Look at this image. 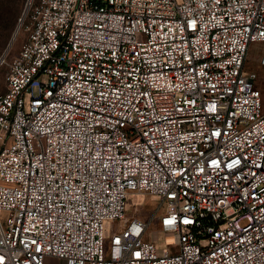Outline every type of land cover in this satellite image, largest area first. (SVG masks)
I'll return each instance as SVG.
<instances>
[{"label": "built area", "instance_id": "built-area-1", "mask_svg": "<svg viewBox=\"0 0 264 264\" xmlns=\"http://www.w3.org/2000/svg\"><path fill=\"white\" fill-rule=\"evenodd\" d=\"M21 29L0 264H264V0H26ZM130 195L159 203L127 217Z\"/></svg>", "mask_w": 264, "mask_h": 264}, {"label": "rangeland", "instance_id": "rangeland-1", "mask_svg": "<svg viewBox=\"0 0 264 264\" xmlns=\"http://www.w3.org/2000/svg\"><path fill=\"white\" fill-rule=\"evenodd\" d=\"M26 0H0V56L9 45L11 56L15 53L21 43L25 39V32L23 29L16 34L15 39L12 41L14 32L18 25L19 17L24 9ZM12 41V43H11ZM11 43V45H10ZM264 55V42L251 44L247 53L246 70L255 73V85L261 91L262 94V110L264 111V65L260 63L261 57ZM5 66H0V93L5 90ZM129 211L127 217L138 215L139 217H147L152 213L153 209L158 205V200H153L148 196H137L136 199L133 195H130L129 199ZM6 212H0V219L4 223L6 218ZM117 221L110 222L108 224L109 231L112 232L117 226ZM157 240L159 242H170L171 234L156 233ZM154 238V236H153ZM171 249L175 246L170 244ZM46 264H64L60 259L48 258L45 260Z\"/></svg>", "mask_w": 264, "mask_h": 264}, {"label": "bare ground", "instance_id": "bare-ground-1", "mask_svg": "<svg viewBox=\"0 0 264 264\" xmlns=\"http://www.w3.org/2000/svg\"><path fill=\"white\" fill-rule=\"evenodd\" d=\"M16 33H17V31H16ZM16 33H14V36L12 38V41L15 39ZM12 41H11V43H12ZM11 43H10V45H11Z\"/></svg>", "mask_w": 264, "mask_h": 264}]
</instances>
